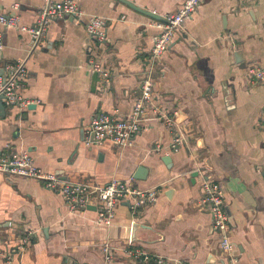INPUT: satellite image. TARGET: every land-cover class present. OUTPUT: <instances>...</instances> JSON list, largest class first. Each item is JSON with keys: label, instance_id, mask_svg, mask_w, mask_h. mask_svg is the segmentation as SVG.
Returning <instances> with one entry per match:
<instances>
[{"label": "crops", "instance_id": "0c3cea01", "mask_svg": "<svg viewBox=\"0 0 264 264\" xmlns=\"http://www.w3.org/2000/svg\"><path fill=\"white\" fill-rule=\"evenodd\" d=\"M74 1L107 19L105 44L64 19L52 22L32 50L29 34L0 25L3 62L26 64L23 95L32 102L25 110L0 107V149L28 152L38 168L64 182L103 186L118 178L158 189V200L135 216L125 202L105 226L95 197L86 209L71 211L43 183L0 173V264L28 233L31 241L11 264H141L126 252L133 230L134 248L170 264H228L200 204L204 178L225 186L233 254L240 264H264V83H249L246 73L264 65V0L203 1L156 65L153 103L188 140L178 152L170 149L172 130L151 112L132 147L94 142L97 113L124 118L133 111L162 22L120 0ZM128 1L165 18L186 0ZM44 2L0 0V7L31 26ZM90 52L109 69V83L92 70Z\"/></svg>", "mask_w": 264, "mask_h": 264}, {"label": "built area", "instance_id": "2783aa9c", "mask_svg": "<svg viewBox=\"0 0 264 264\" xmlns=\"http://www.w3.org/2000/svg\"><path fill=\"white\" fill-rule=\"evenodd\" d=\"M203 1L205 0H186L177 12L165 17L166 23L162 22L158 25L161 32L155 40L147 60L148 67L143 75L141 94L136 100L133 111L124 118L105 112L97 113L90 125V133L94 137L95 143L110 142L121 149L132 147L135 139L143 130L142 123L151 118V116L147 117L146 115L151 112V119L161 122L172 130L173 138L170 149L173 152L180 151L188 144L186 135L178 127L174 118L165 115L163 108L157 107L153 103L152 77L156 65L173 43L177 28L182 27L186 19L197 12ZM64 19H72L77 26L84 25L93 43L103 45L108 41L107 19L86 14L74 0H45L38 20L31 26L21 25L18 15L7 14L0 7V25L3 28H14L29 34L32 50L43 42L52 22ZM4 47L3 33L0 32V68L2 70L0 74V101L8 109L25 110L32 104L23 95L28 77L26 64L23 61L3 62ZM89 57L92 70L99 75L102 82L109 83L111 79L109 69L96 59L93 52H90ZM246 73L249 83L256 85L264 83V65H250L247 67ZM262 116L264 123V113ZM162 150L163 147L158 144L156 152L162 153ZM0 173L8 177L28 178L43 183L47 190L58 192L71 211L86 209L91 204L92 198L95 197L98 201V223L105 226L112 224L119 206L125 202L130 204V211L135 216L141 209L155 204L158 200V189H139L131 181L128 182L118 178L111 179L109 183L103 186L64 182L58 175L46 173L38 168L31 154L26 151L13 153L7 148L0 149ZM200 204L211 215L212 229L218 236L220 250L227 263L240 264V260L233 254L232 225L226 210L224 184L204 178ZM31 236L32 233H28L18 245L10 248L7 255H5L7 264L12 263L14 254L25 249L31 241ZM133 245L134 242L130 238L129 247L126 250L127 255L134 257L141 264H170L167 258L153 255L147 250L134 248ZM104 253L106 262H110L113 258L112 248L106 246Z\"/></svg>", "mask_w": 264, "mask_h": 264}, {"label": "water", "instance_id": "95a60500", "mask_svg": "<svg viewBox=\"0 0 264 264\" xmlns=\"http://www.w3.org/2000/svg\"><path fill=\"white\" fill-rule=\"evenodd\" d=\"M120 1L126 3V5L130 6L132 9L136 10V11L139 12V13H142V14H144V15H146V16H148V17H151V18H153V19H157V20H159V21H161V22H163V23H166V22H167V20H166L165 18H161V17H159L158 15H156V14L153 13V12L146 11V10H144V9H141V8H139V7H136L133 3H131V2L128 1V0H120ZM180 30H181V27H178V28H177V33H178ZM0 105H1V106H0L1 109L4 110V109H5V106H4V104L2 103V101H1V104H0ZM146 116L148 117V116H150V114H147ZM92 137H93V136H92ZM93 139H94V137H93ZM163 161H164L165 163H170V161H171V157H170V156H166V157L163 158ZM144 171H145V169L141 168V169L138 170V173H143ZM128 204H129V203H128ZM129 205H130V204H129ZM133 227H134V225H133ZM44 232L47 233V232H48L47 229H44ZM131 239H132V242L135 241V240H134V230H133V233H132V235H131Z\"/></svg>", "mask_w": 264, "mask_h": 264}]
</instances>
